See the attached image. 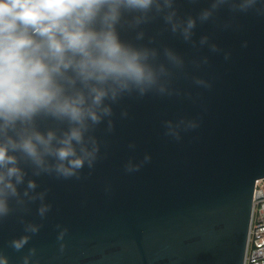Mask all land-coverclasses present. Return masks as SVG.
Masks as SVG:
<instances>
[{
  "label": "water",
  "instance_id": "95a60500",
  "mask_svg": "<svg viewBox=\"0 0 264 264\" xmlns=\"http://www.w3.org/2000/svg\"><path fill=\"white\" fill-rule=\"evenodd\" d=\"M115 30L147 51L155 82L109 93L110 112L83 133L92 164L76 175L58 174L52 155L45 170L15 153L24 177L0 216V259L243 264L264 178V0H154L147 13L123 12ZM33 124L57 139L71 127L44 113Z\"/></svg>",
  "mask_w": 264,
  "mask_h": 264
},
{
  "label": "clouds",
  "instance_id": "9594fccd",
  "mask_svg": "<svg viewBox=\"0 0 264 264\" xmlns=\"http://www.w3.org/2000/svg\"><path fill=\"white\" fill-rule=\"evenodd\" d=\"M153 4L154 0H0V216L8 214L7 200L17 195L16 186L24 177L15 153L42 168L44 157L52 155L58 174L76 175L85 160L92 164L95 148L84 146L83 133L87 121L99 122L98 112H110L101 108L109 93L114 99L118 90L136 86L143 91L155 82L145 62L147 51L122 43L115 30L123 12L147 13ZM193 23L188 21V29ZM77 81L87 92L75 87ZM40 113L67 121L69 131L59 139L53 131L42 134L33 124ZM74 141L81 145L82 155H77ZM29 187L34 188V182ZM26 242L22 237L12 244L19 250ZM0 264H7V259H0Z\"/></svg>",
  "mask_w": 264,
  "mask_h": 264
},
{
  "label": "built area",
  "instance_id": "2783aa9c",
  "mask_svg": "<svg viewBox=\"0 0 264 264\" xmlns=\"http://www.w3.org/2000/svg\"><path fill=\"white\" fill-rule=\"evenodd\" d=\"M264 178L254 184L252 211L243 264H264Z\"/></svg>",
  "mask_w": 264,
  "mask_h": 264
}]
</instances>
